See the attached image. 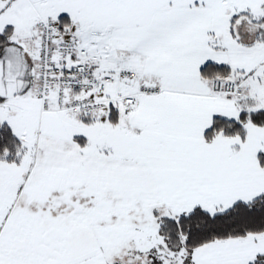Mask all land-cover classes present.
I'll use <instances>...</instances> for the list:
<instances>
[{"label": "snow or ice", "instance_id": "snow-or-ice-1", "mask_svg": "<svg viewBox=\"0 0 264 264\" xmlns=\"http://www.w3.org/2000/svg\"><path fill=\"white\" fill-rule=\"evenodd\" d=\"M0 264H264V0H0Z\"/></svg>", "mask_w": 264, "mask_h": 264}]
</instances>
